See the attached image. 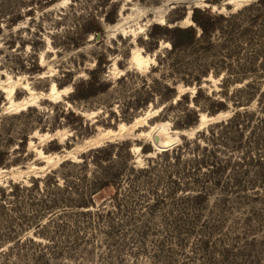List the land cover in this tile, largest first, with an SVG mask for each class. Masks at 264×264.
<instances>
[{"label": "rangeland", "instance_id": "rangeland-1", "mask_svg": "<svg viewBox=\"0 0 264 264\" xmlns=\"http://www.w3.org/2000/svg\"><path fill=\"white\" fill-rule=\"evenodd\" d=\"M0 264H264V0H0Z\"/></svg>", "mask_w": 264, "mask_h": 264}, {"label": "trees", "instance_id": "trees-1", "mask_svg": "<svg viewBox=\"0 0 264 264\" xmlns=\"http://www.w3.org/2000/svg\"><path fill=\"white\" fill-rule=\"evenodd\" d=\"M204 11L205 10L196 7V8L193 9L192 17H193L194 21L196 22V24L200 27L202 32L203 33H207L208 31H210L214 27L215 19H214V16L210 12L206 13ZM106 19L109 20V21H114L115 20V18L112 16V14H108ZM94 22H95V26L93 27V29H90V31H93V32L101 31L102 29H101L100 23H98V20L94 19ZM156 28L160 29L161 26L160 25H156ZM174 30H176L179 33H181V35H178V39H176V37H174L171 40V42L173 44V48H178L180 45L193 42L197 38L198 31H197V28L195 26H188V27L177 26V27H175ZM89 83H90V86H94L93 80H90ZM105 88H106V84L105 83H100V85L98 87H96L95 89H93V91L104 90ZM220 104L222 105L223 103H220ZM221 108L222 107L220 106L217 110H220ZM245 115L247 117V113L242 114V116H244V117H245ZM236 121H237V117H236V120L229 121V123L235 124ZM182 147H183V145L182 146L181 145H176L173 148L165 149L164 152L167 155L168 154H172L174 152H177V151L179 152L180 150H182L183 149ZM199 156H201V155H199ZM211 165H213V164H211ZM213 180H215V178ZM219 180H220L219 178L216 179V181H219ZM110 186H112L115 189L114 194L111 195V199L109 200L111 202L119 194L118 184L115 181L111 180V179H102L101 181H99L97 186L89 187V191H90L89 194L92 191L96 190V189H98L97 191H101L102 189H104L106 187H110ZM202 192L203 191H200L199 194H201ZM193 197L197 198V195L193 196ZM107 207L108 206L105 204L104 206L99 207L97 210L102 213V212L105 211V208H107Z\"/></svg>", "mask_w": 264, "mask_h": 264}, {"label": "bare ground", "instance_id": "bare-ground-1", "mask_svg": "<svg viewBox=\"0 0 264 264\" xmlns=\"http://www.w3.org/2000/svg\"><path fill=\"white\" fill-rule=\"evenodd\" d=\"M54 88V87H53ZM54 91V90H53ZM158 125V124H157ZM153 127H156V126H153ZM165 128H166V124L164 125V124H159L158 126H157V129H155V131L157 130V131H159V132H165ZM151 132V131H150ZM166 135H168V134H166ZM161 136V135H160ZM162 136H165V135H162ZM155 142V144H157L156 143V141H154ZM170 139L169 138H164L162 141H161V143H162V145H164V146H166V145H169L170 144ZM166 148V147H165ZM157 149V148H156ZM160 149V148H159Z\"/></svg>", "mask_w": 264, "mask_h": 264}, {"label": "water", "instance_id": "water-1", "mask_svg": "<svg viewBox=\"0 0 264 264\" xmlns=\"http://www.w3.org/2000/svg\"><path fill=\"white\" fill-rule=\"evenodd\" d=\"M154 141H156V147H162L163 148V146H162V143H161V141H160V139H159V137H158V135H156L155 136V139H154Z\"/></svg>", "mask_w": 264, "mask_h": 264}]
</instances>
